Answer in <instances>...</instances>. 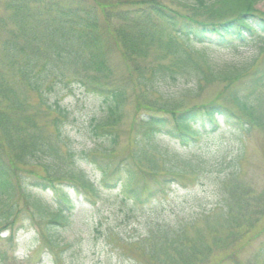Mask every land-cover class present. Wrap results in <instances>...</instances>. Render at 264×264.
<instances>
[{"label":"trees","instance_id":"trees-1","mask_svg":"<svg viewBox=\"0 0 264 264\" xmlns=\"http://www.w3.org/2000/svg\"><path fill=\"white\" fill-rule=\"evenodd\" d=\"M23 1L12 7L18 15V31L11 32L3 48L6 55L0 61V230L13 231L20 218L41 220L45 243L58 250L63 246L55 239L58 227L68 224L76 208L72 190H82L94 205L100 198L99 189L78 169L86 158L74 150L64 131L66 110L58 107V100L50 104L58 88L79 87L101 97L102 117L92 123L91 131L94 139L102 141L105 157L118 152L122 118L131 99L136 113L146 116L139 126L133 123L126 131L134 140L129 161L133 167L152 172L159 167L158 156H167L154 146L159 135L188 147L224 125L239 133L241 142L255 131L264 132V63L253 71L256 60L251 67L219 70L204 50L194 52L189 47L191 42L231 49L255 43L264 59L262 0H192L183 15L163 0H145L130 13L131 19L129 13L117 14V24L109 22L111 12L105 14V10L101 11L105 22L100 23L98 8L87 9L80 0L50 3L46 11L50 20H45V9L32 7L37 2ZM164 33L169 36L165 38ZM251 38L255 42H250ZM115 54L129 67L124 77L114 74ZM152 54L155 57L147 62ZM216 82L225 83L226 103L186 106L190 95L197 97L205 86ZM192 83V88L177 98L167 95L176 92L166 91L165 97L161 93L166 86ZM240 85L246 87L244 96L238 91ZM243 154L242 150L237 158L210 163L215 170L204 160L172 157L175 166L167 168L165 174L170 176L165 175L164 180L189 179L196 184L209 177L220 182L222 198L212 210H203L172 231L152 227L139 244L141 252L137 246L134 249L138 258L149 264H203L216 253L235 259L241 251L238 242L248 244L261 237L254 234L247 239L264 219V190L256 193L238 178ZM92 163L102 172L101 182L107 191L116 190L125 181V162H116L112 169L97 160ZM33 190H53L57 211L51 212ZM121 194L125 202L148 203L133 183L125 185Z\"/></svg>","mask_w":264,"mask_h":264},{"label":"rangeland","instance_id":"rangeland-1","mask_svg":"<svg viewBox=\"0 0 264 264\" xmlns=\"http://www.w3.org/2000/svg\"><path fill=\"white\" fill-rule=\"evenodd\" d=\"M20 1L24 2L23 0H0V61L4 60L6 55L3 48L4 44L10 40L11 32L18 31L15 20V16L18 15L12 7ZM33 1L37 3H33L32 7L39 11L45 9V20H50L49 14L46 13L47 8H50V3L53 5L60 0H43L45 4H42V0H26V2ZM65 1L69 2V0ZM78 1L77 3H79ZM80 1L87 9L98 8L96 14L100 23L104 24L105 22L104 14L101 12L105 10V14L111 12L109 22L117 24V19L120 18L117 14L129 13L130 15L131 12L140 8L145 0ZM163 3L171 7L174 12L183 15L189 10L188 7L192 0H163ZM259 8L264 11V0H262ZM132 17L130 15V19ZM164 36L167 38L169 34L164 33ZM252 41L255 42V39L251 38L250 42ZM179 42L183 43L180 39ZM189 45L194 52L202 53L204 50L213 66L219 70L231 67L247 68L256 60L254 66H250V70L253 71L257 66L264 63L260 50L255 43L232 49L230 47L217 48L194 42L189 43ZM153 57H155L153 54L150 55L147 62L152 61ZM112 64L114 74L117 77H124L128 74L129 67L123 63L120 55L115 54L113 56ZM245 83L250 84L248 80ZM192 86L193 83L187 87L166 86L161 89V93L165 97L166 91L176 92L167 95L177 98L186 93L189 90L187 88H192ZM224 91V82L208 84L197 97L190 95L191 98L186 100V106L208 105L211 102L214 104L216 102L219 105L224 104L226 103ZM238 91L240 96L247 94L244 85H240ZM100 98L79 87L58 88L50 98L51 105L58 100V107L66 110L64 131L70 137L71 146L74 150L78 153H84L83 158H86V161H80L78 169L99 189L100 198L96 201L97 204L89 203L88 197L82 190H72L76 208L73 210L68 224L64 227H58L59 231L56 232L55 239L63 245L58 250L53 251L45 243L42 237L44 223L41 220L31 222V220L26 221L20 218L15 223L13 231L0 230V264H149L146 259H139L134 249L136 246L139 249L140 242L147 237L152 227L159 226L164 231H172L179 223L194 218L203 210H212L222 198L219 191L220 182L211 180L209 177L204 176L196 184L189 182V179L178 182L171 178L164 180L163 178L167 175L165 173L169 172L167 168L175 166V161L173 160V162L171 159L174 156L184 160L207 161L206 164L215 170L213 163L224 162L227 158H237L243 150L244 154L240 158L241 166L238 178L245 181L249 187L257 191L256 193L264 190V132L255 131L243 138V142H241V135L233 128L224 125L217 133L207 137H199L196 143L191 142L188 147L182 146L180 140L159 135L154 141V146L159 151L166 152L167 156H158L159 167L152 172L139 166L133 167V161H129L134 140H130L126 131L131 129L133 123L139 126L142 118L146 116L143 113H136L131 99H129L131 104L126 106L122 118V128L120 129L122 134L117 148L118 152L114 156L108 157L102 153L103 143L94 139L91 131L92 123L102 117L100 103L102 99ZM31 99L34 105L38 106L37 101L34 98ZM132 138L134 139V135ZM138 147L141 148V145ZM64 150L62 149V151ZM91 155L94 157L90 159L89 156ZM87 159L90 160V165ZM92 160H97L103 166L109 164L111 169L116 162H125L129 167L124 168L123 180L125 181H122L116 190L107 191L101 182L102 172L92 163ZM39 170L35 169V172ZM125 170L130 173L126 174ZM30 174H26L27 179ZM37 175H42V172L39 171ZM216 176L217 174L213 175L212 178L214 179ZM129 183H133L144 193L142 200L148 198L146 205L139 206L134 200L124 201L121 193L125 185ZM184 185L187 187H183ZM33 194L41 198L43 204L51 212L57 211L58 207L54 203L57 195L53 190L43 193L33 190ZM135 203L137 207H135ZM20 205L23 206L24 202L21 201ZM254 234L262 236L248 244L246 241L238 242L236 247H241V251L238 252L235 259H230L224 253H216L213 256L210 255V259L203 264H237L238 262L241 264H264V249H262L264 248V219L255 227L254 232L247 239ZM259 250L261 252L257 254ZM262 252L263 255L260 257ZM1 256L4 259H1Z\"/></svg>","mask_w":264,"mask_h":264}]
</instances>
